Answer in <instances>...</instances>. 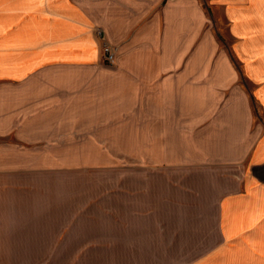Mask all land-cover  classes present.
<instances>
[{
  "label": "crops",
  "instance_id": "1",
  "mask_svg": "<svg viewBox=\"0 0 264 264\" xmlns=\"http://www.w3.org/2000/svg\"><path fill=\"white\" fill-rule=\"evenodd\" d=\"M79 149L118 155L53 189L8 169ZM14 150L0 263L264 264V0H0Z\"/></svg>",
  "mask_w": 264,
  "mask_h": 264
},
{
  "label": "rangeland",
  "instance_id": "2",
  "mask_svg": "<svg viewBox=\"0 0 264 264\" xmlns=\"http://www.w3.org/2000/svg\"><path fill=\"white\" fill-rule=\"evenodd\" d=\"M223 28H224V25L222 26V29ZM80 146H84V144H80L79 147ZM13 147H16V145ZM55 153L57 154L56 157L54 155ZM117 153H118L117 151L90 152V151H85V150H80V149L77 152H41V157L45 155V158H46V160L41 161V163L45 162V165H41V167H36V168H15V169L8 168V169L10 171V174L17 172L18 170L20 172L22 170H28L30 171L29 173L31 174V176L32 174H36V176L37 174H40L41 177L39 178L30 177L31 178L30 181L35 182L36 184L39 183L41 185V189H44V187L45 189H53V185L57 183L55 181L65 180V177L70 176L71 174L72 175L77 174L78 176L88 175V174H101L104 169H107L105 168V166H102L101 164L103 162L102 160L107 157L109 159H113V158L116 159L118 155ZM20 155H22V151H19V150L0 151L1 157L15 158V157H19ZM50 162H57V163H61L62 165L52 166V165H49ZM71 162L77 163V165L76 166L70 165ZM93 163H98V165H93ZM19 179H20L19 181H21L22 184H25V181H26L25 178H19ZM57 184L59 185V183ZM63 184L64 183H60V185H63ZM49 249L45 248V254H47ZM21 250L22 248L1 247L0 255H3L2 259L3 258L5 259L6 257H8L6 255H11L12 251L21 252ZM39 251L41 253V248H34V251H32V253L35 252L34 257L39 255ZM0 264H8V263L1 262Z\"/></svg>",
  "mask_w": 264,
  "mask_h": 264
},
{
  "label": "built area",
  "instance_id": "3",
  "mask_svg": "<svg viewBox=\"0 0 264 264\" xmlns=\"http://www.w3.org/2000/svg\"><path fill=\"white\" fill-rule=\"evenodd\" d=\"M100 61L104 64L110 65L114 61V51L107 45H102L100 49Z\"/></svg>",
  "mask_w": 264,
  "mask_h": 264
}]
</instances>
